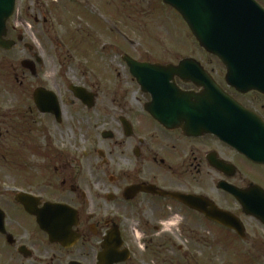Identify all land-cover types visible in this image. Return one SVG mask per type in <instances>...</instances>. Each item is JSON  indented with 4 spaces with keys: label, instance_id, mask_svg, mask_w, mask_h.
<instances>
[{
    "label": "flooded vegetation",
    "instance_id": "1",
    "mask_svg": "<svg viewBox=\"0 0 264 264\" xmlns=\"http://www.w3.org/2000/svg\"><path fill=\"white\" fill-rule=\"evenodd\" d=\"M255 1L264 10V0ZM46 8L43 4L44 11L33 13L34 22L51 24L53 12ZM87 8H82L84 17ZM100 16L86 21L82 34L92 44L81 52L84 60L73 66L70 61L51 59L41 39L31 40L32 44L16 15L7 24L10 50L0 48L2 161L20 159L27 166L24 175L34 183L28 188L20 184L19 189L38 199L35 210L52 203L70 207L78 216H63L62 235L59 241L51 240L18 201V189H0V264H109L115 260L130 264L137 256L136 239L144 238L150 257L164 255L166 246L175 244L169 236L171 228L184 230L179 241L194 243L195 229L206 227L249 244V236L239 237L198 208L238 219L246 231L249 222L264 228L243 207V202H264L260 200L264 199V163L249 161L215 134L186 133L182 121L166 126L158 122L147 109L159 110V104L153 103V94L139 84L123 56L103 61L106 47L98 37ZM119 17L128 20L126 14ZM46 34L43 31L42 36ZM198 48L199 57L192 62L195 81L179 77L171 81L177 92L172 89L166 95L168 112L180 114L189 107L231 113L237 106L241 111L231 123L238 124L219 127L240 130L241 123L246 131H258L251 138L264 152V83L257 87L261 91L242 92L228 81L227 65ZM137 61L161 66L182 62ZM75 86L88 91L86 101L76 96ZM37 89L55 93L58 106L55 99H48L43 103L48 111L43 113L34 100ZM25 156L38 161L37 165L25 161ZM232 190L241 191L243 202ZM102 255L112 258L101 261Z\"/></svg>",
    "mask_w": 264,
    "mask_h": 264
},
{
    "label": "rangeland",
    "instance_id": "2",
    "mask_svg": "<svg viewBox=\"0 0 264 264\" xmlns=\"http://www.w3.org/2000/svg\"><path fill=\"white\" fill-rule=\"evenodd\" d=\"M43 3L51 5L52 8L55 5L52 19L50 18L51 24L47 26L43 22H34L33 13L36 15L38 11H42ZM85 7H88L86 17L81 13ZM106 13L114 17L116 15L119 20L116 19V22L105 15L102 19L99 17L103 22L100 20L102 28H99L98 37L106 47L103 56L105 64L110 60L121 59L123 55L152 62H175L187 57H199L198 44L186 23L160 0H84L80 6H73L67 0H18L16 18L19 25L29 32L28 37L32 44L34 43L31 40L41 39L49 49L51 59L56 62L70 61L73 66L84 60L81 52L88 49L85 46L92 44L86 43L82 34L87 25L86 21H91L90 17ZM120 14H126L128 20H121ZM81 15L85 20L80 18ZM130 27L133 29L131 32L127 29ZM43 31H46V37L42 36ZM100 54L94 56L101 58ZM100 134L101 131L97 134L90 133L93 137ZM68 141L71 143L72 139ZM1 153L0 148V155ZM25 161L34 166L38 163L31 156H25ZM27 170L25 164H20V159L8 163H2L0 159V189L7 186L19 189L20 184L27 188L28 185L32 186L33 178L24 175ZM26 178L29 180L26 181ZM46 197L49 199L50 194L47 193ZM168 232L175 244L167 245L168 250L163 251L165 254H159L155 258L148 255L150 246L145 244L144 238L136 239L133 248L137 256L130 264H264V257L261 258L260 255L264 254V228L258 224L249 222V244L236 241L233 235L213 228H197L195 235L186 230L188 235L198 237L194 243L178 240L184 234L183 229L171 228ZM223 236H228V242L217 240Z\"/></svg>",
    "mask_w": 264,
    "mask_h": 264
},
{
    "label": "water",
    "instance_id": "3",
    "mask_svg": "<svg viewBox=\"0 0 264 264\" xmlns=\"http://www.w3.org/2000/svg\"><path fill=\"white\" fill-rule=\"evenodd\" d=\"M163 1L182 15L202 47L208 52L219 56L227 64H234V62H264V27L258 28V23L264 20V11L254 0ZM15 8L16 0H0V47H6L8 43L3 38L6 35L7 23L14 15ZM124 60L128 62L133 75L146 89L145 91L155 96L154 103L159 104V110L149 108L150 110L148 109V111L160 123L165 126L166 123L179 125L182 121L186 133L195 136H201L206 133L215 134L226 143L232 145L249 160L255 163H264V152H262L260 145H258L257 139L251 138L252 134L258 135V131H246L247 126L242 127L241 123L239 126L240 130H229L219 127L222 124L227 126L232 124L234 126V123H231V121H235L238 117V114L235 113L238 110L237 107L231 113L210 110L201 112L198 110L199 108L196 110L189 107H186L180 114L168 112V106L166 105L168 98L166 95L171 94L173 89L170 82L176 76L184 80L195 81L196 77L192 74L195 72V67L192 65L194 60L186 59L178 67L139 64L129 57H125ZM240 66L241 64L239 63L238 66L234 65V67L230 65V75L228 77L229 81L239 89H241L240 85L244 86L243 77H241L244 74L237 73L240 70ZM257 69L258 67H254L252 71H256ZM260 70L262 71V68ZM186 71H189L187 72L189 73L187 77L184 74ZM248 76L250 77L248 79L249 83L254 85L256 81H253V79L258 74L254 75L248 71ZM74 91L79 98L85 99L86 90L77 88ZM156 96L162 97L161 99H156ZM48 99L54 100L55 98L49 97V93L45 90L39 89L36 91L35 101L45 111L47 110L43 108V103ZM237 124L236 122L235 126ZM232 193L242 200L240 191L232 190ZM18 200L26 206L30 213L37 216L38 223L50 235L51 240L59 241L62 235L60 231L63 229L60 225V220L63 216L72 215L71 218H77V213L66 206L47 204V208L44 210V214H42L32 209L31 202L27 201L26 196H19ZM260 200L264 201L262 198ZM262 205L264 206V202H257L256 204L243 202L245 211L249 210L248 214L264 222V207ZM204 212L209 219L235 230L240 237L246 238L244 226L237 219L216 217V214L212 210H204ZM109 245L113 246L111 242ZM108 251L113 253L114 249L113 251L111 249ZM109 258L111 259L112 257ZM109 258H105L102 255L100 259L104 261ZM123 261L125 260L111 262L116 264Z\"/></svg>",
    "mask_w": 264,
    "mask_h": 264
}]
</instances>
